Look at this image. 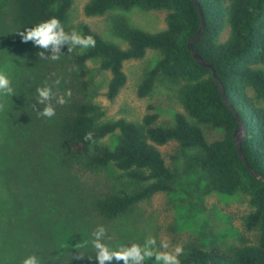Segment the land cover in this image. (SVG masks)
<instances>
[{
	"label": "trees",
	"instance_id": "16d2710c",
	"mask_svg": "<svg viewBox=\"0 0 264 264\" xmlns=\"http://www.w3.org/2000/svg\"><path fill=\"white\" fill-rule=\"evenodd\" d=\"M72 2L0 0V73L7 74L14 90L0 93V264H23L31 255L40 264H97L92 241L70 220L80 205L74 202L71 214L64 211L79 196L80 172L112 176L107 175L103 190L89 194L88 203L99 216L114 219L174 189L177 173L158 148L169 141L183 150L182 170L197 175L205 193L247 197L243 227L253 234L252 240L228 245L218 236H196L181 248L180 264H264V182L249 172L234 140L238 116L245 128L240 151L264 175V0H87L88 16L133 7L165 10V26L146 31L112 15V33L127 43L123 48L82 23L80 35L92 37L95 45H63L57 60L50 59L51 46L45 50L22 42L15 33L52 17L73 32L67 25ZM202 20L191 48L210 66L198 63L187 45ZM148 49L157 50L159 58L145 71L137 95H149L158 81L171 84L183 111L174 112L171 123H158V114L150 110L139 120L105 118L93 99L87 62L96 60L109 71L105 96L113 100L126 82L123 62ZM44 86L54 94L51 118L38 115L44 105L36 103V90ZM60 97L64 104L57 102ZM204 126L220 136L208 140ZM56 215L60 224L45 226Z\"/></svg>",
	"mask_w": 264,
	"mask_h": 264
},
{
	"label": "rangeland",
	"instance_id": "374dc122",
	"mask_svg": "<svg viewBox=\"0 0 264 264\" xmlns=\"http://www.w3.org/2000/svg\"><path fill=\"white\" fill-rule=\"evenodd\" d=\"M86 1L73 0L69 10L67 25L78 34L80 24L85 23L104 39L125 48L127 43L112 33L110 23L112 15H123L132 26L146 31H158L165 26V10H143L133 7L129 10H111L103 15L88 16L83 11ZM222 37H226V31ZM158 58L157 50L148 49L140 58L125 60L123 70L126 82L113 100L105 96L109 71L100 69L96 60L87 62L93 74V99L103 107L105 118L125 117L139 120L150 110L158 114V123H171L174 112L183 111L175 86L171 84L158 81L149 95L143 97L137 95V86L145 71ZM149 105L152 106L151 109H148ZM203 129L208 140L219 137L221 133L209 126H204ZM158 148L166 165L177 173L174 189L171 192H158L149 199L135 204L127 214L114 219L106 220L99 216L90 209L88 203L89 194L103 190L104 182L108 176L109 178L112 176L104 171L80 172L77 191L75 190L79 196L74 198L72 196L70 203L72 205L66 204L64 211L71 214L74 202L80 205L78 208L80 213L78 211L73 213L77 215L73 216L74 220H70L83 229L89 241L94 240V233L102 227L104 235L101 237V243L110 250L119 251L121 247H149L152 255L146 258L143 264H162L156 259L157 256L164 253L175 254L177 247L181 249L196 236L207 240L216 239L218 236L222 245L252 240L253 234L245 231L243 227V216L249 210L245 195L205 193L204 182L197 175H188L182 170L183 150L176 141H169ZM66 221L68 222L66 224H69L70 221ZM55 223L60 224L57 215L54 222L44 225L51 228ZM149 240H153L154 244L148 245Z\"/></svg>",
	"mask_w": 264,
	"mask_h": 264
},
{
	"label": "clouds",
	"instance_id": "9594fccd",
	"mask_svg": "<svg viewBox=\"0 0 264 264\" xmlns=\"http://www.w3.org/2000/svg\"><path fill=\"white\" fill-rule=\"evenodd\" d=\"M21 37L22 42L32 41L34 45L42 49H49L51 46V60H57L60 58V49L63 45H68L69 49L74 46L89 47L94 46L95 41L92 37H84L80 34L73 32H66L63 24L55 17L42 20L35 23L32 27L25 28L23 31H16ZM40 57L43 59L44 53H40ZM13 88L11 87L10 79L7 74L0 73V93L11 95L13 94ZM37 104L44 105L42 110H38V115L41 117L51 118L55 115L54 108L50 101L53 98V92L50 87L44 86L37 88ZM60 104H64L66 101L63 97H60L57 101ZM87 138H91V133ZM104 235V229L101 227L94 233V240L92 241L93 247L96 249V261L97 264H106V262L116 261L119 264L123 261V264H143L146 258L152 255L149 247H121L119 251H112L101 243V237ZM148 245L154 244L153 240L147 241ZM181 249L177 247L175 254L164 253L156 257L162 264H180L179 254ZM23 264H40L39 259L35 255L28 256Z\"/></svg>",
	"mask_w": 264,
	"mask_h": 264
},
{
	"label": "water",
	"instance_id": "95a60500",
	"mask_svg": "<svg viewBox=\"0 0 264 264\" xmlns=\"http://www.w3.org/2000/svg\"><path fill=\"white\" fill-rule=\"evenodd\" d=\"M199 9H200V8H199ZM202 29H203V20H202V22H201V24H200V27H199L198 31L195 33V35H194L191 39L188 40L187 45H188L189 49L191 50V53H192L193 57L196 59V61H197L198 63H200V64H202V65L210 66V64H209L207 61H205L204 59H202L201 56H200V55H199L194 49L191 48V42H192L194 39H196V38L198 37V35L202 32ZM212 76L215 78V80H216V82H217V84H218V87H219V89H220V91H221V94L223 95L224 100L227 101V98H226V96H225V94H224V90H223V87H222L221 81L217 78V76L215 75V72H214V71H212ZM230 106H231V105H230ZM236 116H237V115H236ZM237 118L239 119L240 126L234 131V140H235V144H236V148H237L238 155L240 156V158H241V159L244 161V163L246 164V166H247L249 172H250L253 176L262 179V181L264 182V175H261V174L255 172V171H254V170L248 165V163H247L245 157L243 156V154H242L241 151H240L239 143H240V141L242 140L243 136L245 135V128H244V124H243V122L241 121V119H240L238 116H237Z\"/></svg>",
	"mask_w": 264,
	"mask_h": 264
}]
</instances>
